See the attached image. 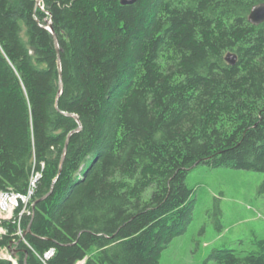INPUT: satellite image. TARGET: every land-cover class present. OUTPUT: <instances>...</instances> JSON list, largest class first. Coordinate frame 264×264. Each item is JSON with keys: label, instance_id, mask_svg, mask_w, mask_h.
<instances>
[{"label": "trees", "instance_id": "1", "mask_svg": "<svg viewBox=\"0 0 264 264\" xmlns=\"http://www.w3.org/2000/svg\"><path fill=\"white\" fill-rule=\"evenodd\" d=\"M36 1L0 0V193L28 198L0 220V251L159 264L192 221V169L264 173V23L247 20L264 0ZM64 113L81 129L59 171L78 127ZM252 245L207 260L264 264Z\"/></svg>", "mask_w": 264, "mask_h": 264}, {"label": "rangeland", "instance_id": "2", "mask_svg": "<svg viewBox=\"0 0 264 264\" xmlns=\"http://www.w3.org/2000/svg\"><path fill=\"white\" fill-rule=\"evenodd\" d=\"M263 183L264 173L249 170L205 165L192 169L187 175L194 199L192 221L186 233L162 251L159 264H213L207 259L216 248L246 255L254 239L264 240ZM22 202L26 205L28 198ZM16 207L0 211V220L11 219Z\"/></svg>", "mask_w": 264, "mask_h": 264}, {"label": "water", "instance_id": "3", "mask_svg": "<svg viewBox=\"0 0 264 264\" xmlns=\"http://www.w3.org/2000/svg\"><path fill=\"white\" fill-rule=\"evenodd\" d=\"M40 2L41 0H37L36 1V6H39L40 5ZM136 2V0H119V3L120 5L122 6H127V5H133L134 3ZM248 22L254 26H258L262 23H264V3H259V4H256L254 5L250 12H249V15H248ZM45 28L47 30H49L51 33H52V36H53V41H54V46H55V49H56V52H57V66H58V71H59V78H58V96H57V99L62 91V78H61V62H60V56H59V47H58V40H57V37L56 35L54 34L53 32V29H52V25H51V22L49 21L47 23V25L45 26ZM235 55L233 54H227L226 55V58L225 60L233 65L235 63ZM56 99V101H57ZM66 116H69V117H72L76 120L77 124H78V127L77 129H75L74 131L70 132L69 135H68V138H67V141L65 143V146L63 148V153H62V157H61V162H60V167H59V171L61 170V166H62V163H63V160L65 158V153H66V149H67V144H68V139L69 137L73 134V133H76L78 131H80L81 129V124H80V121L78 119V117L74 114H68V113H64ZM55 181V180H54ZM35 203H32V207H34ZM28 231H29V228H28ZM25 237V233L17 240L14 242V244L17 246L20 244V242L23 241ZM8 249H10L8 247ZM11 254L14 256L17 254L18 250H10Z\"/></svg>", "mask_w": 264, "mask_h": 264}, {"label": "built area", "instance_id": "4", "mask_svg": "<svg viewBox=\"0 0 264 264\" xmlns=\"http://www.w3.org/2000/svg\"><path fill=\"white\" fill-rule=\"evenodd\" d=\"M0 194H1L0 195V197H1V199H0V211L1 212H6L7 210L11 211L14 206H18V204L16 205V201L18 203V197L19 196H17V195H7V194H2V193H0ZM4 196L6 198H4ZM9 196H11V197H9ZM19 198H21V201L24 198L27 199V197H19ZM11 199H13V201H11ZM6 205H10V207H7ZM23 211H24V209L20 212V214H22ZM1 231H2V229L0 228V232ZM2 252L7 253V254L3 255ZM52 254H53V251L50 250L49 252H47L45 254V258L50 257ZM0 256L2 258H4V259L10 260V262L12 264H16V260L12 257V255L9 252H7V250L0 251ZM82 263L83 262H79L78 264H82Z\"/></svg>", "mask_w": 264, "mask_h": 264}, {"label": "bare ground", "instance_id": "5", "mask_svg": "<svg viewBox=\"0 0 264 264\" xmlns=\"http://www.w3.org/2000/svg\"><path fill=\"white\" fill-rule=\"evenodd\" d=\"M247 19H248V17H247ZM49 31V30H48ZM50 32V31H49ZM11 201H13V199H11Z\"/></svg>", "mask_w": 264, "mask_h": 264}]
</instances>
